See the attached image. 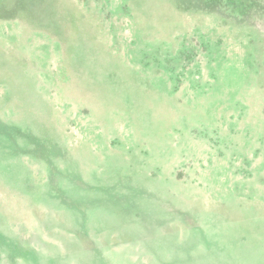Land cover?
<instances>
[{
	"label": "rangeland",
	"instance_id": "obj_1",
	"mask_svg": "<svg viewBox=\"0 0 264 264\" xmlns=\"http://www.w3.org/2000/svg\"><path fill=\"white\" fill-rule=\"evenodd\" d=\"M1 236L0 264H264V0H0Z\"/></svg>",
	"mask_w": 264,
	"mask_h": 264
},
{
	"label": "trees",
	"instance_id": "obj_2",
	"mask_svg": "<svg viewBox=\"0 0 264 264\" xmlns=\"http://www.w3.org/2000/svg\"><path fill=\"white\" fill-rule=\"evenodd\" d=\"M2 235V234H1ZM0 239H2V236L0 237ZM101 262H99V264H100Z\"/></svg>",
	"mask_w": 264,
	"mask_h": 264
}]
</instances>
